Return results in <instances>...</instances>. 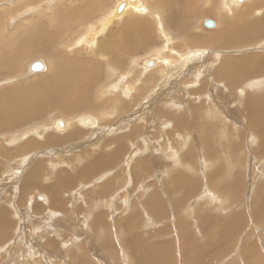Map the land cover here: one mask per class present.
I'll return each instance as SVG.
<instances>
[{
  "label": "rangeland",
  "instance_id": "rangeland-1",
  "mask_svg": "<svg viewBox=\"0 0 264 264\" xmlns=\"http://www.w3.org/2000/svg\"><path fill=\"white\" fill-rule=\"evenodd\" d=\"M120 1L0 0V36L21 55L11 74L0 67V104L29 117L33 95L52 99L40 118L6 126L0 120V214L13 224L0 264H144L139 250L161 254L165 264H248L244 255L253 251L254 264H264V127L258 131L246 105L264 98V84L249 90L241 81L229 89L216 75L225 58H264V36L238 49L208 41L230 24V13L218 16L216 4L210 10L220 0H139L138 11L109 19ZM252 1L228 7L264 20V4L258 9ZM162 9L178 12L165 23ZM36 61L45 65L41 74L29 73ZM55 72L80 81L86 107L53 109L68 97L47 92L60 87L49 77ZM258 74L249 79L264 80ZM55 120L68 121L67 131L79 137L53 143L67 136L52 129ZM208 137L223 150L213 158L204 156ZM106 241L112 244L103 249Z\"/></svg>",
  "mask_w": 264,
  "mask_h": 264
},
{
  "label": "bare ground",
  "instance_id": "bare-ground-1",
  "mask_svg": "<svg viewBox=\"0 0 264 264\" xmlns=\"http://www.w3.org/2000/svg\"><path fill=\"white\" fill-rule=\"evenodd\" d=\"M137 0H123V1H120L117 5H115V7L110 11V12H108V15H107V17L109 18V17H111L112 18V15H113V19H114V17H117L118 19H120L122 16H124L125 14V11L127 10V9H129V8H131V9H133V11H138V2H139V0L136 2ZM160 1V0H159ZM159 1H157L156 2V4L158 5H161V6H163V4L165 3V2H170V1H168V0H164L163 2H159ZM221 2L220 3H215V1H214V6L213 7H210V10L212 11L214 8H216L215 7V4H216V6L218 7L216 10H213V11H217V15L219 16V14H218V12H220V11H222V12H224V13H226V14H228V13H230L231 14V16L229 17V19H230V24L229 25H224V27H220V26H218V27H216V28H219V31L217 32V33H214V34H212L210 37H208L207 38V40L209 41V40H211V42H213V43H215V42H217V44L220 46V47H223V48H230V47H233V48H237V47H239V46H242V45H245V44H248L249 42H251V40H253V39H256V38H259V37H263L264 36V20H252V18H248L247 16H249L247 13L245 14H243L241 11H239V12H241V13H239L238 12V10H237V12L235 11V9L236 8H233V6H232V8L230 7V5H229V7H228V3H234V5H235V3H242L243 1H245V0H233L232 2H230V0H220ZM236 1V2H235ZM136 2V3H135ZM171 2H172V0H171ZM177 2V1H176ZM206 2H207V0H206ZM95 3V2H94ZM175 3V2H174ZM179 4V3H178ZM251 4H254L258 9L260 8V7H262L261 6V4H264L263 3V0H253L252 1V3ZM157 5H155V6H157ZM165 5H166V3H165ZM173 5V4H172ZM175 5V4H174ZM232 5V4H231ZM247 5V4H246ZM131 6V7H130ZM180 6V5H179ZM249 6V5H248ZM247 6V7H248ZM255 6H251L252 7V9L255 7ZM166 6H164V8H165ZM177 7V6H176ZM226 7V8H225ZM229 9H228V8ZM236 7H238L237 5H236ZM156 8V7H155ZM157 9H159V8H157ZM178 9H179V7H178ZM242 9H244V8H242ZM262 9V8H261ZM264 9V8H263ZM255 10V9H254ZM146 11V10H145ZM162 11H163V13H164V17L162 18V16H160V20L162 21V19L164 20V22L165 23H168V19H170V15L171 14H173L174 16H176V14H177V10L176 11H172V13H171V11H170V13L171 14H169V11H167V10H163L162 9ZM246 10H244L243 12H245ZM252 11V10H251ZM250 11V12H251ZM255 12V11H254ZM251 13H253V11L251 12ZM250 13V14H251ZM142 14H144L143 12H142ZM168 14V15H167ZM210 14V13H209ZM216 14V13H215ZM6 15V14H5ZM8 15V14H7ZM6 15V16H7ZM1 17H0V27L2 26V24H3V22L2 21H4L3 20V18L2 17H5V16H3V15H0ZM178 16V15H177ZM217 16V17H218ZM234 16V17H233ZM251 16V15H250ZM227 17V16H226ZM116 18V19H117ZM110 19V18H109ZM171 19H173V18H171ZM223 19H224V16H223ZM245 20V21H244ZM176 21V20H175ZM180 21V20H179ZM247 21V22H246ZM163 22V24H165ZM174 22V21H173ZM195 22V21H194ZM263 22V23H262ZM107 23V21H105V23L104 22H102V30H100L99 31V33H101V32H103L104 31V29H103V26H105V28H106V24ZM136 24V23H135ZM172 24V23H171ZM141 26V25H140ZM172 26V25H171ZM214 27V26H213ZM174 28H176V29H180L179 27H176L175 25H174ZM182 28V27H181ZM45 29V28H44ZM43 29V30H44ZM89 30V29H88ZM87 30V36H88V34H89V32L91 33V31L93 30V28H92V30H89L88 31ZM44 31H46V30H44ZM43 32V31H42ZM162 32V31H161ZM160 32V33H161ZM46 33V32H45ZM44 33V34H45ZM40 35V34H39ZM46 35H48L47 33L45 34V36ZM97 35V34H96ZM164 35V33H162V37H164L163 36ZM33 36H35V35H33ZM43 33H42V35H41V38L43 39ZM86 36V37H87ZM47 37V36H46ZM50 37V36H49ZM85 37V38H86ZM35 38H37L38 39V36L37 37H35ZM34 38V39H35ZM84 38V39H85ZM110 38H112V37H110ZM166 38V37H165ZM164 38V39H165ZM170 38V37H169ZM168 38V39H169ZM173 38V37H172ZM31 39H33V38H31ZM47 39V38H46ZM93 39V38H92ZM167 38H166V40H168ZM205 39V38H204ZM28 40V39H27ZM36 40V39H35ZM40 40V39H39ZM45 40V39H44ZM25 41V40H24ZM50 41V40H49ZM85 41H86V39H85ZM185 41V40H184ZM8 42V41H7ZM29 42V41H28ZM40 42V41H39ZM38 42V43H39ZM41 42H42V40H41ZM40 42V43H41ZM44 42H46V41H43V43ZM16 43V42H15ZM26 43V42H25ZM25 43H23V44H21L20 46H18L17 47V45H16V47H17V49H21L23 46H24V44ZM29 43H31V42H29ZM29 43H27V44H29ZM36 43V42H35ZM37 43V44H38ZM166 43V42H165ZM115 44V43H114ZM168 44V43H167ZM30 45V44H29ZM35 45V44H34ZM42 45V44H41ZM40 45V46H41ZM45 45V44H44ZM166 45V44H165ZM190 45V44H189ZM14 47H12V46H7V45H5V40L3 39V37H1L0 36V67H2V66H6V67H8V68H6V70H8V73L9 74H11V70H12V68H13V65L14 64H16V63H18L19 61V59L21 58V55H20V53L17 51V50H15L16 48H15V45H13ZM36 46V45H35ZM164 46V45H163ZM167 46V45H166ZM188 46V45H187ZM123 47V46H122ZM121 47V48H122ZM120 48V47H119ZM163 49V48H162ZM171 49H173V47H171ZM238 49V48H237ZM243 49V48H242ZM130 50V49H129ZM71 51V50H70ZM128 51V50H127ZM171 51V50H170ZM178 51V50H177ZM194 52V51H193ZM12 56H14L15 57V59H13L12 58ZM173 57V56H172ZM171 57V58H172ZM178 57V56H177ZM187 57V56H186ZM60 58V57H59ZM174 58H175V56H174ZM189 58V57H188ZM60 59H62V58H60ZM187 59V58H186ZM190 59V58H189ZM223 59V58H222ZM221 58H220V61L222 60ZM16 60V61H15ZM57 60V59H56ZM182 60H184V59H182ZM188 60V59H187ZM219 60V59H218ZM157 61V60H156ZM173 61V60H172ZM179 61V60H178ZM189 61V60H188ZM219 61V62H220ZM262 61H264V58H259V57H257V56H252V58H251V56H245V57H243V58H225L222 62H221V65L220 64H218V65H220V68H219V70H218V72H216V75L219 77V78H221L222 79V81L224 80V82H225V85H228V86H226V87H228L229 89H232V88H236V86L238 85L237 83H240L241 81H249L248 83H247V85H246V83H244L247 87H249L248 89L249 90H253V89H257V88H259V87H256L257 85H259L260 83H262V84H264V80H261V78L260 79H258V80H250L251 78L250 77H252V75H254L255 74V77L257 76L256 75V73H259L258 75H260V74H263L264 73V62H262ZM36 62H41V61H36ZM146 62V61H145ZM149 62H152V66L151 67H149ZM155 62V60L154 61H147L146 63H145V69L147 68V69H150V68H152L153 67V65L155 64L154 63ZM166 62V61H165ZM175 62V61H174ZM217 62V61H216ZM262 62V63H261ZM34 63V62H33ZM33 63H31L30 64V67H29V73H34V74H41L42 72H44V70H45V65H44V63L43 62H41L42 63V65H43V68H42V71H40V72H37V71H33L32 69H31V66H32V64ZM171 63H173V62H171ZM176 63V62H175ZM175 63H173V64H175ZM218 63V62H217ZM167 64V63H166ZM157 66V65H156ZM155 66V67H156ZM166 67H168L167 65H166ZM173 67V66H172ZM3 68V67H2ZM216 68V67H215ZM112 69V68H111ZM111 69H110V71H111ZM211 69V68H210ZM5 70V71H6ZM172 70V69H171ZM3 71V70H2ZM206 71V70H205ZM215 71V70H214ZM213 71V72H214ZM4 72V71H3ZM2 72V73H3ZM7 72V71H6ZM56 74H52V75H50L49 77H53V81H55V79H57V82H56V84L57 83H60V87L59 86H54V88L56 89V90H54L52 87H46V90H47V92H57V93H61V94H64L63 93V91L66 93V95L68 96L67 97V101H62L59 105H56V104H53L52 106H54L53 107V109L54 108H59V109H65V111L66 112H70V110H74V109H79L80 107H82V106H85V103H84V97H86V95H88V92H86L85 91V89H84V91L83 90H81V89H78V87H77V85L80 83V81H79V83L78 82H74L73 80H68V79H66V76H65V73L63 74L62 72H55ZM59 73V75L57 76V77H55L57 74ZM7 74V73H6ZM62 74V75H61ZM77 74V73H76ZM206 74V73H205ZM13 75V74H12ZM81 75V74H80ZM90 74L89 73H87V79H86V81H87V83L89 84L90 82H89V80H90ZM197 76V75H196ZM55 77V78H54ZM254 77V78H255ZM125 78V77H124ZM250 78V79H249ZM140 79V78H139ZM253 79V78H252ZM264 79V78H263ZM64 80H66V81H64ZM124 80V79H123ZM151 80V79H150ZM122 81V80H121ZM153 81H154V79H153ZM152 81V82H153ZM234 81H235V83H234ZM252 81V82H251ZM223 82V83H224ZM226 82H230V83H228V84H226ZM231 82H233L232 84H231ZM67 83H68V86H67ZM120 83V82H119ZM38 84V83H37ZM40 84V83H39ZM237 84V85H236ZM143 86H145V85H143ZM244 86V85H243ZM260 87H261V85H259ZM116 87H118L117 85H116ZM119 87H120V85H119ZM121 87H122V85H121ZM203 87V86H202ZM252 87V88H251ZM115 88V87H114ZM128 88V90H126V91H130V89H129V87L128 86H126L125 87V89H127ZM111 89V88H110ZM109 89V90H110ZM117 89V88H116ZM148 89V88H147ZM112 90H114V89H112ZM123 90V89H122ZM134 90H136V89H134ZM215 90V89H214ZM239 90V89H238ZM237 90V92L239 93V91ZM115 91V90H114ZM113 91V92H114ZM132 91V90H131ZM110 92V91H109ZM111 93V92H110ZM115 93V92H114ZM136 93H138V92H136ZM140 93H142V92H140ZM140 93L138 94L139 96H141L140 95ZM2 94H3V92L2 93H0V99L2 98ZM70 94V95H69ZM86 94V95H85ZM107 94V93H106ZM246 94V93H245ZM262 94V93H261ZM111 95V94H110ZM39 96H41V94L40 95H38V96H35V95H33L32 96V100H31V103H30V106H31V108L29 109V110H26V112H28L27 113V115L29 116V117H27V116H25V115H23V114H20V113H18L13 107H11V106H3V105H1L0 104V120L3 122L2 124L3 125H13V124H17V123H20V122H22V123H26V122H28V121H30V120H32V119H34V118H36V117H38V118H40L41 117V114H42V112H43V107H44V103L45 102H49V103H47V105H51L52 104V99H51V97H50V95L49 94H43V97L42 98H39ZM208 96V95H207ZM238 96V95H237ZM249 96V95H248ZM248 96H246V97H248ZM233 97V96H232ZM238 97H240L241 98V94H240V96H238ZM243 97V96H242ZM116 98V97H115ZM233 98H237L236 96H234ZM260 98H262V97H260ZM79 99H81V100H79ZM140 99V98H139ZM206 99H208V98H206ZM238 99V98H237ZM236 99V100H237ZM134 100V99H133ZM86 101V100H85ZM210 101V100H209ZM238 101H239V99H238ZM257 100H255V98L254 97H251V98H249L248 99V103H246V105H247V110L249 111V115H248V117H250V121L254 118L255 120H254V125L256 126V128L258 129V131H259V129H262L263 127H264V98H262L261 100H259V102L257 103L256 102ZM100 103V102H99ZM87 104V103H86ZM125 104V103H124ZM240 104V103H239ZM86 107V106H85ZM102 107H104V106H102ZM240 108V107H239ZM58 110V109H57ZM84 110V109H83ZM127 110V109H126ZM125 110V111H126ZM46 111V110H45ZM75 111V110H74ZM117 111V110H116ZM115 111V112H116ZM120 111V110H119ZM246 112V111H245ZM70 114V113H69ZM8 117L9 119H7L6 117ZM126 118H128V117H126ZM198 119L199 120H201L202 122H203V124H205V123H207L208 122V120L206 119V118H204V117H198ZM123 120H125V119H123ZM87 121H89L90 122V124H88V122ZM95 121V120H94ZM54 124L52 125V129L53 130H56V131H67V129L70 127L69 125H70V123L68 122V121H64V120H55L54 122H53ZM93 123V120L92 119H85L84 121H83V124L84 125H94V124H92ZM76 124V123H75ZM252 125V124H251ZM253 126V125H252ZM67 128V129H66ZM70 130L71 129H69V131H67V136H63L62 138H55V139H53V143H54V141L55 142H63V140L65 141V142H67V141H69V140H74V139H76V138H78L79 137V132L77 131V130H73V131H71L70 132ZM7 132V131H6ZM60 133V132H59ZM255 133H257V132H255ZM262 133V132H261ZM260 134V133H259ZM203 135V134H202ZM200 136L201 138H203V136ZM257 135V134H256ZM23 136H24V134H23ZM260 136H261V134H260ZM205 137H206V135H205ZM54 138V137H53ZM261 138V137H260ZM49 138H47L46 139V143L47 144H51V143H49L48 140ZM209 140H210V138L208 137V139H207V141H205V140H202L203 142V145H204V156H207V157H215L216 156V153H218V151H221V152H223V150L221 149V147H212L211 145H210V143H209ZM32 141V140H31ZM206 142V143H205ZM26 147V146H25ZM27 148L29 149V146H27ZM3 150V148L2 147H0V151H2ZM258 151H259V153H264V151L262 150V149H258ZM1 153V152H0ZM4 153V152H3ZM174 153H176V152H174ZM173 165V164H172ZM175 165V164H174ZM178 166V165H177ZM28 172V171H27ZM175 172V171H174ZM38 173H39V168H36L34 171H33V173H32V176H28V174H27V178H26V180H27V184H28V186H29V184H31L32 182H34V181H36V178H37V176H38ZM12 175V174H11ZM37 175V176H36ZM55 182V181H54ZM13 185V184H12ZM50 185H52V184H50ZM12 187V186H11ZM20 187V186H19ZM23 187V186H22ZM51 187V186H50ZM28 189V188H27ZM19 191H21V193H19V194H22V190H19ZM234 191H236V190H234ZM58 193H59V191L57 190V188L55 187V188H50L49 189V195H50V198L52 199V201H55V199L57 200V198H58ZM62 195V194H61ZM10 196V195H9ZM24 196V195H23ZM234 197V196H233ZM36 199V198H35ZM39 200H41V201H44V200H46L45 198H43V197H41L40 196V198H39ZM46 202V201H45ZM61 202V201H60ZM2 209V208H1ZM12 215V214H11ZM10 217H9V215H8V213H7V215H5L4 213H1L0 214V244H2V243H6L8 240H9V237H11V235L9 236L8 234H9V232H7L8 231V226H13V224H12V221H10ZM13 220V219H12ZM146 222V221H145ZM200 222V221H199ZM16 224V223H15ZM78 225V224H77ZM53 231V230H52ZM101 237H103V236H101ZM138 238V237H137ZM107 239V238H106ZM113 239V238H112ZM101 240V239H100ZM188 242H189V239H186ZM112 241V240H111ZM114 241V240H113ZM135 241V240H134ZM9 242V241H8ZM100 242V241H99ZM188 242H184L185 243V246L186 247H188L189 246V244H188ZM102 243V242H101ZM120 243V242H119ZM9 244V243H8ZM111 244H112V242H110V241H106L105 243H104V245H103V243H102V245H101V247L103 248V249H105V247H108L109 245L111 246ZM123 244V243H122ZM138 244V243H137ZM124 245V244H123ZM139 245V244H138ZM1 246H3V244L1 245ZM110 246H109V248H110ZM194 246V245H193ZM53 247V246H52ZM112 247H113V245H112ZM122 247V246H121ZM125 247V246H124ZM123 247V248H124ZM122 248V249H123ZM189 248H192V246L190 245L189 246ZM112 249V248H111ZM110 249V250H111ZM137 251V250H136ZM140 251V252H139ZM138 252H136L137 254H138V261H139V263L140 262H143L144 260H145V262H146V259L147 260H149L148 262H146L147 264H165V262L163 261V258H160V256H161V254H159V257H158V253H156V252H154V251H151V250H147V251H142V250H139ZM118 253V251H116V249H115V247L113 248V250L111 251V254L112 255H116V257H111L112 259H114V258H116L117 259V257H119V255L117 254ZM195 253V252H194ZM256 253L255 252H253V251H251V252H248V253H246L245 255H244V257H245V260L244 261H246V260H248V264H254L255 263V261H256V255H255ZM110 255V254H109ZM137 256V255H136ZM110 257V256H109ZM128 257V256H127ZM261 259V258H260ZM75 260V259H74ZM137 261V260H136ZM86 262V261H85ZM145 262H144V264H145ZM124 264V263H123Z\"/></svg>",
  "mask_w": 264,
  "mask_h": 264
},
{
  "label": "water",
  "instance_id": "water-1",
  "mask_svg": "<svg viewBox=\"0 0 264 264\" xmlns=\"http://www.w3.org/2000/svg\"><path fill=\"white\" fill-rule=\"evenodd\" d=\"M204 25H205V27L206 28H213V23L211 22V21H205L204 22ZM152 66V62H149V67H151ZM42 68H43V65H42V63L41 62H34L33 64H32V66H31V69L33 70V71H37V72H40V71H42ZM88 122V124H90V122L89 121H87Z\"/></svg>",
  "mask_w": 264,
  "mask_h": 264
},
{
  "label": "crops",
  "instance_id": "crops-1",
  "mask_svg": "<svg viewBox=\"0 0 264 264\" xmlns=\"http://www.w3.org/2000/svg\"><path fill=\"white\" fill-rule=\"evenodd\" d=\"M211 216V215H210ZM214 218V217H213ZM215 219V218H214ZM159 227H162V226H159Z\"/></svg>",
  "mask_w": 264,
  "mask_h": 264
}]
</instances>
